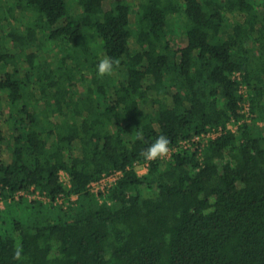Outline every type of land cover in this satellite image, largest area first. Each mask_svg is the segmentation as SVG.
<instances>
[{"label": "trees", "instance_id": "16d2710c", "mask_svg": "<svg viewBox=\"0 0 264 264\" xmlns=\"http://www.w3.org/2000/svg\"><path fill=\"white\" fill-rule=\"evenodd\" d=\"M105 55L119 66L99 77ZM231 119L167 159L141 156ZM258 121L264 0H0V224L9 203L23 213L0 233V264H264ZM116 169L100 199L90 183ZM31 185L50 202L13 197Z\"/></svg>", "mask_w": 264, "mask_h": 264}, {"label": "built area", "instance_id": "2783aa9c", "mask_svg": "<svg viewBox=\"0 0 264 264\" xmlns=\"http://www.w3.org/2000/svg\"><path fill=\"white\" fill-rule=\"evenodd\" d=\"M234 77L237 79H240V74L236 72L234 74ZM239 92L242 95V112L244 113L243 120L250 122L251 121V112H250V104L247 96V90L246 86L244 84H240L239 86ZM241 120L235 121L233 119L229 120L226 124V127L223 126H214L209 127L206 131H203L199 134H195L192 137L182 139L178 142L177 145H174L173 147H170V154L168 157H165L166 159L169 158L174 152H176L179 149L187 148L191 146L192 144L199 145L200 143H203L207 141L208 139H212L220 135L226 128L230 130H235L237 126L241 123ZM259 123V122H258ZM260 124V123H259ZM139 166V165H138ZM141 166L144 168V172L147 169V164H141ZM137 168V167H136ZM138 171V170H137ZM122 174V171L119 169L113 170L107 174H104L100 179L96 181H92L89 185L92 192H94L100 199L105 197V192L108 190V187L116 181V179ZM60 178L62 182L68 186L69 185V178L70 175L65 170H60ZM14 198H25L28 200H40L43 202H50V197L43 191L37 189L35 186L31 185L28 189H23L17 191L14 196ZM72 198H75V195L72 196ZM56 202L61 203L63 201L62 197H57L55 199ZM4 208V199L2 196H0V209Z\"/></svg>", "mask_w": 264, "mask_h": 264}, {"label": "clouds", "instance_id": "9594fccd", "mask_svg": "<svg viewBox=\"0 0 264 264\" xmlns=\"http://www.w3.org/2000/svg\"><path fill=\"white\" fill-rule=\"evenodd\" d=\"M119 66V61L105 55L97 65V75L99 77H104L106 75H111L116 68ZM136 139H143V133L138 131L136 134ZM170 140L165 135H160L152 142L145 150L141 152V156L147 161H155L157 159H162L168 157L170 154L169 148ZM13 259L22 260V245L17 242L14 252Z\"/></svg>", "mask_w": 264, "mask_h": 264}, {"label": "rangeland", "instance_id": "374dc122", "mask_svg": "<svg viewBox=\"0 0 264 264\" xmlns=\"http://www.w3.org/2000/svg\"><path fill=\"white\" fill-rule=\"evenodd\" d=\"M179 43V45H183L185 42H184V37L183 35H181L178 39H177V44ZM2 113H4L2 115V119L5 118L6 116V110L3 109ZM259 123H262V129L260 130H264V122H260L258 121ZM3 128L5 129V131H8V128L5 126V124L3 123ZM7 141L6 140H3L1 143H0V159L4 160V161H7L9 159V151L7 149ZM137 170L139 173H144V168L139 165L137 166ZM22 207V206H21ZM20 206L16 205V204H7V208L5 210V212H3V215L1 216V219L4 221V223L0 224V233H2L4 230H10V223H11V220L13 218V216L15 215H22V208Z\"/></svg>", "mask_w": 264, "mask_h": 264}]
</instances>
